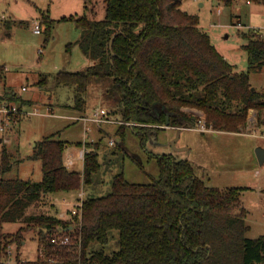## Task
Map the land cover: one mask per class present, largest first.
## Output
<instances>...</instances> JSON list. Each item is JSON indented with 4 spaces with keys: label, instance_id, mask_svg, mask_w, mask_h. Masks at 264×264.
I'll list each match as a JSON object with an SVG mask.
<instances>
[{
    "label": "trees",
    "instance_id": "16d2710c",
    "mask_svg": "<svg viewBox=\"0 0 264 264\" xmlns=\"http://www.w3.org/2000/svg\"><path fill=\"white\" fill-rule=\"evenodd\" d=\"M105 1L102 19L85 14L69 17L80 26L76 42L92 63L83 69L58 70L53 82L73 85L74 106L83 109L90 77H108V90L121 95L119 141L125 137L127 124L141 144L155 137L158 124L195 125L197 118L184 106L202 109L206 126L216 130H238L250 108L262 111L264 87L257 89L250 82L251 71L264 67V35L257 29L241 32L247 69L237 70L198 26V15L180 8V0ZM50 24L46 20L44 31ZM46 80L42 75L38 82ZM8 95L17 98L13 91ZM99 142H86L83 168L78 171L64 164L67 141L55 134L42 136L28 156L41 160L39 181L6 176L14 159L3 144L0 257H6L9 244L19 242L23 228L36 227L39 244L55 251L64 264H264V234L246 235L249 225L240 206L243 187L208 185L187 158L171 153L151 155L158 166L152 181L132 182L123 171L115 174L109 193L83 198L80 216L64 219L45 211L27 213L44 196L77 191L82 183L90 182L99 167ZM18 220L22 224L16 231L4 229L5 223ZM58 229L80 238V250L53 247L49 235ZM114 229L117 249H89L93 242L106 244Z\"/></svg>",
    "mask_w": 264,
    "mask_h": 264
},
{
    "label": "rangeland",
    "instance_id": "374dc122",
    "mask_svg": "<svg viewBox=\"0 0 264 264\" xmlns=\"http://www.w3.org/2000/svg\"><path fill=\"white\" fill-rule=\"evenodd\" d=\"M105 2L0 0V93L13 91L17 95L13 103L22 109L17 120L7 127L10 142L0 143V148L4 144L14 159L6 176L41 180V160L28 156L33 152L35 142L49 134L69 141L67 145L83 139L100 141L97 149L98 169L92 174L90 182L82 183L77 191H73H83L84 198L109 193L114 175L121 171L132 182L152 181L158 175V166L151 155L171 153L178 159L187 157L196 175L208 185L243 187L240 190V206L245 208V220L249 225L246 235L257 237L264 234V163L259 164L255 154L256 147H264V108L260 113L250 108L245 124L240 125L238 130H216L211 127L201 130L196 123L198 118H203L206 123V113L195 107L192 114L197 118L195 125L171 128L166 123L158 124L155 137L148 138L144 144L128 124L123 141L116 139L119 138L118 128L123 122L103 123L98 129L94 126L84 132L81 119L66 117L91 115L95 106L101 109V113L111 114L112 119L118 120L121 114V95L108 90V77L92 76L88 80L83 94L86 111L85 106L83 109L74 106L73 85L53 82L58 70L83 69L88 62L76 42L80 26L69 17L85 14L93 19H102ZM180 8L198 15V26L210 35L211 41L237 70L247 69V53L242 47L245 40L241 32L252 26L260 28L262 33L264 3L247 0H230V4L226 0H180ZM63 16L67 18L61 19ZM45 18L51 23L48 31H44ZM34 19L41 21L43 30L40 33L32 30ZM42 75H46L47 80L38 82ZM250 81L257 89H262L264 67L251 71ZM24 99H29L30 103L23 104ZM25 111L29 113L24 114ZM111 139L113 143H110ZM134 158L140 161L141 167ZM82 167V160H77L69 168L82 171ZM50 201V197H42L27 208V213L45 211L54 214L55 205L52 206ZM69 214L62 218L68 219ZM21 224L19 220L8 222L4 224V229L14 232ZM21 233L22 238L13 244L21 259L26 263L37 260L38 229L27 227ZM100 248L106 252L118 248L117 230L110 231L106 244L93 242L89 245L90 250Z\"/></svg>",
    "mask_w": 264,
    "mask_h": 264
},
{
    "label": "built area",
    "instance_id": "2783aa9c",
    "mask_svg": "<svg viewBox=\"0 0 264 264\" xmlns=\"http://www.w3.org/2000/svg\"><path fill=\"white\" fill-rule=\"evenodd\" d=\"M218 12H220L219 9ZM40 22L41 21H39L38 19H34L32 21L33 23L32 30L35 33H40L43 30V27ZM262 33L264 35V31ZM20 112H22V110L18 105L8 103L3 98L0 97V133H1L0 143L10 142V137L7 133V127L9 128L10 123L13 124L17 120L18 114ZM23 113L28 114L29 112L25 111ZM78 118L86 122L91 121L96 125H101L103 123L115 122V121L122 122L121 119L120 120L112 119L111 117H109V115L106 112L101 113V109L98 107H95L91 116H87V115L79 116ZM196 125L201 130H205L208 128L203 118H198ZM110 143H113V139L110 140ZM78 155L80 157H83L84 151L80 150ZM65 165L67 167L73 165V155L69 149L66 150ZM82 196H83L82 192L78 194V198L70 204L67 213H70L71 215L80 216L82 201H83ZM63 215L64 214L60 215L59 217L62 218ZM71 227L72 226H69V229ZM49 243L52 244L53 247H57V248L65 247L69 249L70 247H75L77 250H80L81 248L80 238L77 237L76 240L72 236L71 232L67 231L66 229L65 230L58 229L56 231L51 232L49 235ZM37 260L43 262L44 264H64L62 262L61 257H59V255H57L55 251H49V249H47V247L44 246V244H39L37 250ZM24 263H26L25 260L21 259L18 249L14 247L13 244L8 245L6 249V257L5 256L0 257V264H24ZM73 264H85V263L79 261L78 263H73Z\"/></svg>",
    "mask_w": 264,
    "mask_h": 264
},
{
    "label": "crops",
    "instance_id": "0c3cea01",
    "mask_svg": "<svg viewBox=\"0 0 264 264\" xmlns=\"http://www.w3.org/2000/svg\"><path fill=\"white\" fill-rule=\"evenodd\" d=\"M235 1V0H234ZM248 1V0H247ZM262 2V3H264V1L263 0H257V2ZM249 2V1H248ZM220 10V9H219ZM263 18H264V14H263V16H262ZM34 18H36V17H34ZM46 20H47V18H45ZM248 27H250V28H254V27H252V26H248ZM256 29V28H255ZM260 28H257V30L260 32V30H259ZM262 32L264 31V30H261ZM261 33V32H260ZM262 34V33H261ZM263 35V34H262ZM216 46V45H215ZM218 49V48H217ZM219 50V49H218ZM220 51V50H219ZM221 52V51H220ZM225 57V56H224ZM92 63V60H90V59H88V62H87V65H89V64H91ZM84 67H86V66H84ZM237 69V68H236ZM1 72L2 71H0V74H1ZM251 82V81H250ZM252 83V82H251ZM252 85H253V83H252ZM254 87H256V88H258L256 85H253ZM23 87L24 86H22V89H23ZM9 94V91L8 90H5L3 93H0V97L1 98H3L6 102H8V103H11V104H15V103H13L14 102V100L8 95ZM23 99H20V101H22ZM20 103V102H19ZM23 104L25 103V104H27V103H30V100L29 99H24V101L22 102ZM21 104V103H20ZM20 107V106H19ZM95 107H98V106H95ZM95 107H94V109H95ZM47 108H49V110H51V108L50 107H47ZM99 108V107H98ZM183 109L185 110V111H187V113H191V114H193V112L195 111L194 109H195V107H186V106H184L183 107ZM22 110V109H21ZM84 111H86V104H85V108H84ZM83 111V112H84ZM94 111V110H93ZM93 113V112H92ZM107 113V112H106ZM91 116V115H88V114H85V115H82V116ZM110 115L111 114H109V117H110ZM194 115V114H193ZM66 117H74V118H77V119H80V118H78L79 116H69V115H67ZM112 118V117H111ZM119 119H122V115L120 114L119 115ZM82 120V119H81ZM83 121V130H84V132L85 131H87V130H89L90 129V127L92 128V127H97V129L98 128H100L101 126H102V124L101 125H96L95 123H93V122H91V121H84V120H82ZM89 122H91V123H89ZM110 123H113V124H115V122H108V123H106V124H110ZM171 128L173 127V128H177L176 126H170ZM117 140H119V138H116ZM90 141V140H89ZM68 143H70L69 141H67ZM86 142H88V140H84L83 139V141L82 140H79V141H77V142H75V143H73L72 142V144L71 145H67V147L68 148H66L65 147V150H64V164H65V158H66V150L67 149H69L71 152H72V155H73V164H74V162L75 161H77V160H82V162L84 161L83 159H84V156L83 157H80L78 154H79V151L80 150H83L84 151V153H85V150H86ZM76 144V145H75ZM182 158H187V157H182ZM189 160V159H188ZM67 167V166H66ZM71 167V166H70ZM83 168V167H82ZM68 169H70V170H72L71 168H69L68 167ZM195 171V170H194ZM83 193V195H84V192L83 191H78L77 193H74V192H58V193H53V194H49V195H47L48 197H50L51 198V201H50V203L52 204V206L53 205H55V211H54V214L55 215H57L58 217L60 216V215H62V214H64L63 215V217H65L68 213H67V210L69 209V207H70V204L73 202V201H75L77 198H78V194L79 193ZM82 198H84L83 196H82ZM53 213V212H52Z\"/></svg>",
    "mask_w": 264,
    "mask_h": 264
},
{
    "label": "water",
    "instance_id": "95a60500",
    "mask_svg": "<svg viewBox=\"0 0 264 264\" xmlns=\"http://www.w3.org/2000/svg\"><path fill=\"white\" fill-rule=\"evenodd\" d=\"M112 38L110 39V46H111ZM178 134H179V131L177 132V136ZM172 143H174V140L172 141ZM255 154H256L259 164L264 163V147L262 146L256 147Z\"/></svg>",
    "mask_w": 264,
    "mask_h": 264
}]
</instances>
